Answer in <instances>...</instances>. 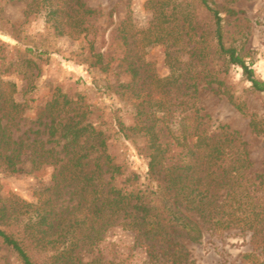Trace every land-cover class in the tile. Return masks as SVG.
<instances>
[{"label":"trees","instance_id":"trees-1","mask_svg":"<svg viewBox=\"0 0 264 264\" xmlns=\"http://www.w3.org/2000/svg\"><path fill=\"white\" fill-rule=\"evenodd\" d=\"M223 1L148 0L152 19L143 30L135 29L131 12L115 26L111 11L112 42L120 54L115 68L93 41L85 48L89 68L103 74L115 69L120 77L114 93L132 106L135 125L117 118L115 128L124 139L144 140L143 182L133 173L117 184L124 173L109 151L110 136L90 119L81 100L57 89L43 110L47 140L31 143L12 138L3 118L13 122L18 104L0 100L3 171L18 172L27 153L32 169L55 167L53 185L37 191L33 202L0 206V243L19 264H104L94 248L116 226L136 233L149 264H195L185 242L197 244L205 231L229 229L250 232L260 260L246 257L264 264V177L252 176L240 133L227 126L210 131L198 106L199 86H216L213 90L249 116L252 132L264 138V122L247 114L224 80L232 66L239 67L250 92H264V80L256 78L244 42L233 33L239 12L232 5L238 0ZM28 7L56 37L87 40L95 33L99 12L83 0H32ZM138 36L142 48H167V77H158L137 47L131 49ZM61 188L74 202L64 211L57 206Z\"/></svg>","mask_w":264,"mask_h":264},{"label":"rangeland","instance_id":"rangeland-1","mask_svg":"<svg viewBox=\"0 0 264 264\" xmlns=\"http://www.w3.org/2000/svg\"><path fill=\"white\" fill-rule=\"evenodd\" d=\"M31 1L0 0V100H13L19 108V115L13 122L3 118L12 138L25 143L47 140L44 131L48 120L43 110L59 89L73 100H81L90 119L110 136L109 151L124 173L117 184L133 173L139 174L143 182L148 170L144 140L140 136L124 139L115 128L117 118L126 126L135 125L132 106L114 93L120 77L115 69L103 74L89 68L83 62V54L88 42L93 41L97 51L114 60L112 66L115 68L120 54L113 45L112 30L129 12L135 29L147 28L152 19V11L147 9L148 0H83L88 8L99 12L94 20L95 33L87 40L54 36L40 13H30L28 5ZM232 7L239 12L233 33L244 42L246 60L252 64L256 78L264 80V0H238ZM111 11L115 26L110 27ZM139 41L138 36L131 49L137 47L146 65L158 77H167L170 74L167 48L162 45L142 48ZM224 80L247 114L264 122V92L251 93V84L242 77L239 67L232 66ZM213 88L216 86H199L198 106L202 115L208 117L206 126L210 131L219 126L238 131L247 143L252 176L264 177L263 136L254 134L250 117L240 113L225 95L217 94ZM4 113L0 103V117ZM60 149L58 146L56 150ZM32 168L28 153L16 173L4 172L0 162V206L15 200L33 202L37 191L53 185V165L46 164L37 170ZM56 198L58 211H64L74 203L67 188H61ZM185 245L195 264H254V258L246 255L253 254L258 260L260 251L253 244L251 233L239 229L208 230L200 243L185 242ZM94 251L103 258L104 264H149L144 250L138 246L136 233L121 226L109 229ZM0 264H19L1 243Z\"/></svg>","mask_w":264,"mask_h":264}]
</instances>
